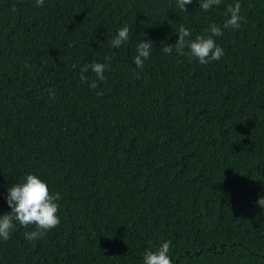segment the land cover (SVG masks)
<instances>
[{"label": "trees", "instance_id": "16d2710c", "mask_svg": "<svg viewBox=\"0 0 264 264\" xmlns=\"http://www.w3.org/2000/svg\"><path fill=\"white\" fill-rule=\"evenodd\" d=\"M200 2L0 0V215L27 174L60 194L58 227L27 241L15 224L0 264H143L168 241L171 264H264V0ZM210 24L220 60L162 51ZM93 62L109 66L96 89Z\"/></svg>", "mask_w": 264, "mask_h": 264}, {"label": "clouds", "instance_id": "9594fccd", "mask_svg": "<svg viewBox=\"0 0 264 264\" xmlns=\"http://www.w3.org/2000/svg\"><path fill=\"white\" fill-rule=\"evenodd\" d=\"M193 0H176V6L182 12H187L186 5L192 4ZM221 0H201L199 7L202 11L208 12L213 6L220 5ZM44 0H35V6L42 7ZM241 5L239 2L234 5L227 6L225 16L228 17L223 28L239 29L241 24L240 16ZM12 11H16L13 6ZM130 29L127 25L119 28L117 34L110 41V45L119 48L123 43L129 40ZM206 35H197L195 39H191L189 29L180 26L178 30V39L175 44H168L162 48L165 54L171 55L173 49L181 56H189L201 65L208 64L212 61L220 60L224 51L219 47L214 37L223 35L220 26L210 24L206 29ZM153 42L151 40H141L137 45V55L134 57L136 68L143 69L145 61L150 57ZM187 49V51H185ZM76 65H73L75 68ZM108 65L104 63L93 62L86 64L80 68L81 81H87L84 75L91 70L95 74L96 80L90 84L92 89L98 87L97 81L105 82L104 72L108 69ZM137 78L139 74L137 73ZM50 98H55L54 90L48 89ZM97 95H102L97 92ZM60 194L58 192L51 193L48 185L37 175L27 174L23 182L11 185L8 188L6 197L7 205L10 211L0 215V239L7 241L15 227V224L27 228L34 226L33 231L25 232L24 236L27 241H33L42 238L46 232L52 230L60 224L58 216ZM257 205L264 208V197L257 201ZM171 242H164L159 247L152 250H145L143 254V264H171L169 256Z\"/></svg>", "mask_w": 264, "mask_h": 264}]
</instances>
